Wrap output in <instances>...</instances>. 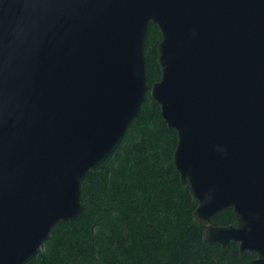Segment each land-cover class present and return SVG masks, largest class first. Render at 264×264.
Listing matches in <instances>:
<instances>
[{
    "label": "water",
    "instance_id": "95a60500",
    "mask_svg": "<svg viewBox=\"0 0 264 264\" xmlns=\"http://www.w3.org/2000/svg\"><path fill=\"white\" fill-rule=\"evenodd\" d=\"M148 89L203 240L264 264V0H0V264L80 215ZM224 211L235 224L213 225Z\"/></svg>",
    "mask_w": 264,
    "mask_h": 264
},
{
    "label": "trees",
    "instance_id": "16d2710c",
    "mask_svg": "<svg viewBox=\"0 0 264 264\" xmlns=\"http://www.w3.org/2000/svg\"><path fill=\"white\" fill-rule=\"evenodd\" d=\"M159 31L150 25L145 43L149 89L159 79ZM149 89L138 117L116 150L83 181L82 212L56 225L26 264H248L238 245L226 251L204 241L196 208L172 163L177 133L160 116ZM224 211L212 224H235Z\"/></svg>",
    "mask_w": 264,
    "mask_h": 264
}]
</instances>
